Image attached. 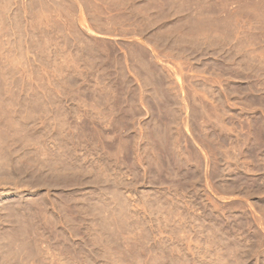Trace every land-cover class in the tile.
Listing matches in <instances>:
<instances>
[{"label":"rangeland","instance_id":"1","mask_svg":"<svg viewBox=\"0 0 264 264\" xmlns=\"http://www.w3.org/2000/svg\"><path fill=\"white\" fill-rule=\"evenodd\" d=\"M0 264H264V0H0Z\"/></svg>","mask_w":264,"mask_h":264}]
</instances>
